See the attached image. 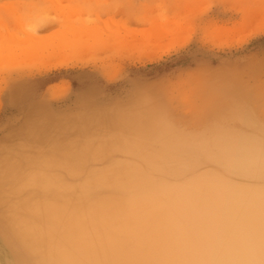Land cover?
Returning a JSON list of instances; mask_svg holds the SVG:
<instances>
[{
  "label": "rangeland",
  "instance_id": "1",
  "mask_svg": "<svg viewBox=\"0 0 264 264\" xmlns=\"http://www.w3.org/2000/svg\"><path fill=\"white\" fill-rule=\"evenodd\" d=\"M68 53L78 54L72 63L38 68ZM213 106L221 135L259 146L264 159V0H0V219L63 205L81 189L85 199L120 202L152 183L168 190L200 178L264 189V170L221 163L206 149L190 155L172 140L162 160L179 159L155 167L161 153L143 156L141 138L111 123L113 114L161 111L166 127L199 145ZM92 113L102 123H90L88 137L105 152L83 161L76 127ZM71 141L70 153L53 147ZM132 169L139 181L124 173ZM22 255L0 239V264H23ZM35 256L59 262L38 245Z\"/></svg>",
  "mask_w": 264,
  "mask_h": 264
},
{
  "label": "bare ground",
  "instance_id": "2",
  "mask_svg": "<svg viewBox=\"0 0 264 264\" xmlns=\"http://www.w3.org/2000/svg\"><path fill=\"white\" fill-rule=\"evenodd\" d=\"M58 48L60 52L61 47ZM77 56H60L61 61L45 62L38 68L66 65ZM218 104L214 106L218 107ZM214 106L211 111H204L208 115L213 113L207 122L209 131L199 145L188 143L180 131L166 127L161 111L113 114L111 123L141 138L134 149L143 156L161 153L166 141L172 140L183 151H192L190 155L206 149L221 163L264 170L259 146L239 143L221 135L218 123L223 116L215 113ZM81 119L76 131H81L86 141L76 156L83 161L90 156H103L105 151L97 147L91 136L88 137L86 128L90 123H102L98 115L85 114ZM72 144V141L69 145L64 142L53 147L70 153ZM162 156V153L159 157L152 156L155 167L166 165L171 168L170 165L179 159L169 155L164 162ZM64 166L71 171L75 169L71 163ZM124 173L135 176L136 171ZM117 180V176L109 178L111 182ZM96 183L100 184L99 181ZM46 187L50 188V185L45 183ZM19 188L15 186L10 191L16 193L13 191ZM81 191L70 195L63 205L41 202L34 211L32 204L27 216L5 215L0 219L1 242L8 251H22L26 255L25 258L22 255L23 264H42L35 256L37 245L59 261L49 264H264V189H244L222 179L200 178L189 187H170L168 190L159 183H152L145 196L129 199V202H120L115 197L88 200L83 198L86 195ZM14 225L23 232L13 231ZM162 228L166 230L164 235L158 233Z\"/></svg>",
  "mask_w": 264,
  "mask_h": 264
}]
</instances>
